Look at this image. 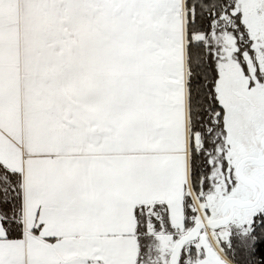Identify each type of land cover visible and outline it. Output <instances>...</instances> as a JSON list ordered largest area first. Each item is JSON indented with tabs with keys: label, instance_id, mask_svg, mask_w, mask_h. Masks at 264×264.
Instances as JSON below:
<instances>
[{
	"label": "snow or ice",
	"instance_id": "snow-or-ice-1",
	"mask_svg": "<svg viewBox=\"0 0 264 264\" xmlns=\"http://www.w3.org/2000/svg\"><path fill=\"white\" fill-rule=\"evenodd\" d=\"M0 264H264V0H0Z\"/></svg>",
	"mask_w": 264,
	"mask_h": 264
}]
</instances>
